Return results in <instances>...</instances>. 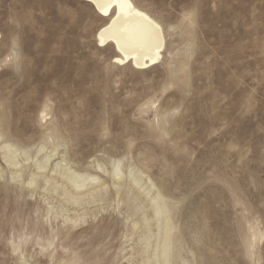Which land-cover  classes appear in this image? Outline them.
Segmentation results:
<instances>
[{
  "label": "rangeland",
  "instance_id": "1",
  "mask_svg": "<svg viewBox=\"0 0 264 264\" xmlns=\"http://www.w3.org/2000/svg\"><path fill=\"white\" fill-rule=\"evenodd\" d=\"M133 2L165 34L145 69L99 48L84 0H0V141L30 152L12 179L0 149V264H152L156 190L172 264H264V0ZM47 153L50 181L27 185ZM69 170L104 182L75 214Z\"/></svg>",
  "mask_w": 264,
  "mask_h": 264
},
{
  "label": "bare ground",
  "instance_id": "2",
  "mask_svg": "<svg viewBox=\"0 0 264 264\" xmlns=\"http://www.w3.org/2000/svg\"><path fill=\"white\" fill-rule=\"evenodd\" d=\"M84 1L92 5L96 11L92 0ZM129 3L131 4V8L128 10L129 15L118 20L117 25L123 26L130 32L138 35L141 38V43L138 46L129 49L124 63L129 62L137 69H145L157 64L161 60L162 50L165 46V34L163 27L155 18H153L145 10L138 7L133 2V0H129ZM137 13H142L143 15H137ZM145 17H147V19H145ZM102 18L106 19L107 24L112 23V21L108 20L107 17ZM106 21L102 26H106ZM118 56L119 54L117 53L113 57V60H115ZM0 138H2L1 132ZM0 143L3 159L13 167L14 171L12 172V179H16L22 174V170H24V167L21 166L17 161L16 156L18 154L27 156L30 153L29 149L18 147L16 144L9 142L6 139H1ZM36 148V152L39 153L44 149V145L41 144ZM52 155L53 154L49 153L45 154V156H43V161L39 162L37 166L33 167V169L28 174V178L26 179L25 183L27 185L31 186L35 184V180L38 175H41L43 178L47 177V181H50L51 174H48V171L45 170L47 168V162L50 160ZM59 164V162H55L54 167L59 166ZM111 165L112 169L109 173L111 177V183L116 188H121L125 182L124 173L120 169V160H111ZM52 171H54V169H52ZM132 174L134 173L128 168V177H131L134 184L140 185L141 181L144 180L143 174L141 172L135 176ZM87 179L95 181V184L92 186L86 185L85 181ZM147 181L148 184L147 182L145 183L150 187V189L155 187L154 183L149 178ZM64 183L65 185L61 189L60 196H62L66 205L70 207V210L73 214L76 213V207L80 201H82L85 197L91 196L92 193L97 192L98 189L104 184V182H102L98 176L90 174H78L71 170L66 173ZM56 187L57 186L54 185L53 190H56ZM145 203L152 210L151 220L154 221L156 230V233H153V237L155 236V241L152 245L151 253L147 257V262L152 261V264H172L173 231L175 226L172 221L173 219L170 216V209L165 203V200L159 190H156L154 193L148 196V199H145ZM145 229L146 232L150 231L146 226ZM20 264H26L25 260H22Z\"/></svg>",
  "mask_w": 264,
  "mask_h": 264
},
{
  "label": "snow or ice",
  "instance_id": "3",
  "mask_svg": "<svg viewBox=\"0 0 264 264\" xmlns=\"http://www.w3.org/2000/svg\"><path fill=\"white\" fill-rule=\"evenodd\" d=\"M96 11L102 16L111 20V24L101 26L94 33V41L100 49L106 50L105 45L114 49L113 55L117 53L119 56L114 60L116 64H123L125 62L126 54L129 49L138 46L141 43V38L130 32L123 26H118L117 21L129 15L131 4L129 0H92ZM137 15H143L137 13ZM147 19V17H145Z\"/></svg>",
  "mask_w": 264,
  "mask_h": 264
}]
</instances>
